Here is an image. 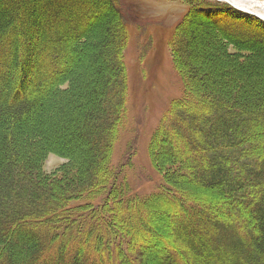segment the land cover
<instances>
[{
  "label": "trees",
  "instance_id": "obj_1",
  "mask_svg": "<svg viewBox=\"0 0 264 264\" xmlns=\"http://www.w3.org/2000/svg\"><path fill=\"white\" fill-rule=\"evenodd\" d=\"M177 1L168 44L183 92L144 144L155 173L140 190L137 140L116 154L135 30L118 0H0V264H264V89L249 90L264 76V22ZM73 7L79 27L61 25ZM49 153L66 156L52 172Z\"/></svg>",
  "mask_w": 264,
  "mask_h": 264
},
{
  "label": "rangeland",
  "instance_id": "obj_2",
  "mask_svg": "<svg viewBox=\"0 0 264 264\" xmlns=\"http://www.w3.org/2000/svg\"><path fill=\"white\" fill-rule=\"evenodd\" d=\"M213 1L222 2L230 6L224 0ZM255 1L264 2V0ZM118 4L126 20H129L130 23L135 25V30L131 29L123 53L128 82V113L121 145L119 146L120 149H117L116 154L123 149V144H125L127 139L135 138V140H137L139 144L138 158L133 159L135 166L133 170L128 172V175L136 176L135 187L141 190V185H145V187L151 185L150 179L154 177L155 173V171L149 167L148 159L144 154V144L150 138L153 131L169 117L174 103L181 97L183 92L180 76L172 64L171 45L168 44V41L172 33L173 25L180 20L187 7L177 0H118ZM72 9L73 12H71L70 17L66 16L64 19H61V25L62 23L70 22L69 26L78 28V19L76 17L73 18L77 10L75 7ZM245 9L248 10L249 8ZM92 12L93 10L88 11V15L92 14ZM260 21L264 22L263 20ZM59 24L60 23H57L60 27ZM57 25L54 24V27L57 28ZM136 26L145 29L147 34L144 36L141 35L142 30L136 31ZM166 26L171 29L167 31L160 29ZM204 31L205 30L201 26L198 27L199 42H196V44L201 47L200 49L207 44ZM91 46L92 43L87 45L89 48ZM84 62L78 63L82 65L79 71H85L87 74V70L92 66L87 63L88 61ZM204 63L205 61L202 62L203 65ZM256 83L257 86L249 90L250 92L254 91L253 93L261 94L262 92L260 89H264V76L258 79ZM202 90H199L198 93L201 94L203 99L205 98L206 101H210V98L206 94H203L204 91ZM86 91L87 90L84 89L82 93ZM196 109L198 110L200 121L208 117L206 113H208L209 110H202V107ZM195 125L196 124H194V126ZM256 134H258V137L264 135V130L258 129ZM251 136L254 138L257 137L255 134ZM65 160L66 156L49 153L44 162V169L48 172H52L60 164L64 163ZM117 160L118 158L116 161ZM150 188L146 189V192ZM184 225L186 229L179 226L172 229L170 228L168 236H174L180 240V238L184 236V234H181L184 230L186 234L189 235V230L193 224L186 223ZM192 238L193 237L189 239L192 241ZM148 245L151 248L157 246L156 244L154 246L152 243H148Z\"/></svg>",
  "mask_w": 264,
  "mask_h": 264
},
{
  "label": "bare ground",
  "instance_id": "obj_3",
  "mask_svg": "<svg viewBox=\"0 0 264 264\" xmlns=\"http://www.w3.org/2000/svg\"><path fill=\"white\" fill-rule=\"evenodd\" d=\"M231 4H235L236 6L249 8L248 10L260 14L259 16H262L264 18V2H256L255 0H227Z\"/></svg>",
  "mask_w": 264,
  "mask_h": 264
},
{
  "label": "water",
  "instance_id": "obj_4",
  "mask_svg": "<svg viewBox=\"0 0 264 264\" xmlns=\"http://www.w3.org/2000/svg\"><path fill=\"white\" fill-rule=\"evenodd\" d=\"M224 1H225L227 4H229L231 7H233L234 9L239 10V11L244 12V13H247V14H249V15H252V16H254V17H256V18H258V19L264 21V18H262L261 16H259V15H257V14L252 13V12L248 11V10L245 9V8H240V7L236 6L235 4H231V3H230L229 1H227V0H224Z\"/></svg>",
  "mask_w": 264,
  "mask_h": 264
}]
</instances>
